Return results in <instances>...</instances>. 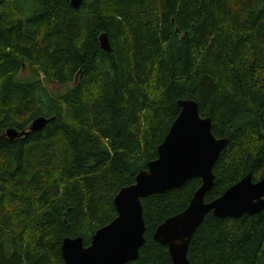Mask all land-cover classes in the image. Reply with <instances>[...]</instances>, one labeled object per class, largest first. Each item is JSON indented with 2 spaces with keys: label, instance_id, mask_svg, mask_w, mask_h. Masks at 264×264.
I'll return each instance as SVG.
<instances>
[{
  "label": "trees",
  "instance_id": "16d2710c",
  "mask_svg": "<svg viewBox=\"0 0 264 264\" xmlns=\"http://www.w3.org/2000/svg\"><path fill=\"white\" fill-rule=\"evenodd\" d=\"M186 98L227 139L205 200L248 173L264 178V0H83L78 9L70 0H0V264H65V237L88 245L115 218L114 196L157 157ZM37 116L54 119L5 136ZM200 185L192 178L142 199L138 264H171L154 230ZM187 257L264 264V209L208 213Z\"/></svg>",
  "mask_w": 264,
  "mask_h": 264
},
{
  "label": "water",
  "instance_id": "95a60500",
  "mask_svg": "<svg viewBox=\"0 0 264 264\" xmlns=\"http://www.w3.org/2000/svg\"><path fill=\"white\" fill-rule=\"evenodd\" d=\"M83 0H70L78 9ZM101 47L110 51L107 34L100 38ZM180 111L157 148V157L139 171L135 182L123 186L114 196L116 216L98 228L88 245L81 236L63 239L61 254L65 264H138L139 250L145 243L146 225L142 199L184 185L200 178L187 207L166 218L154 230L153 240L166 246L171 264H191L187 251L191 238L208 213L220 218H240L264 209V178L254 181L248 173L229 186L220 196L205 200L214 184V165L227 139L212 133L210 117L201 116L192 98L178 100ZM53 117L37 116L27 130L9 127L5 136L13 140L42 130Z\"/></svg>",
  "mask_w": 264,
  "mask_h": 264
},
{
  "label": "rangeland",
  "instance_id": "374dc122",
  "mask_svg": "<svg viewBox=\"0 0 264 264\" xmlns=\"http://www.w3.org/2000/svg\"><path fill=\"white\" fill-rule=\"evenodd\" d=\"M26 75H28V70H27V68L26 67H24V69L22 70V72H21V77H25ZM71 85V84H70ZM55 88V87H54ZM53 88V89H54ZM59 88H63L62 86L61 87H59Z\"/></svg>",
  "mask_w": 264,
  "mask_h": 264
}]
</instances>
